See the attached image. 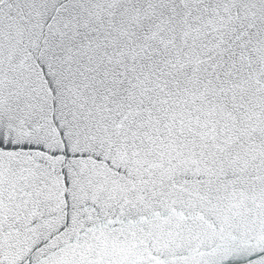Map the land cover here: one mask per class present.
I'll return each mask as SVG.
<instances>
[{
  "label": "snow or ice",
  "instance_id": "snow-or-ice-1",
  "mask_svg": "<svg viewBox=\"0 0 264 264\" xmlns=\"http://www.w3.org/2000/svg\"><path fill=\"white\" fill-rule=\"evenodd\" d=\"M0 264H264V0H0Z\"/></svg>",
  "mask_w": 264,
  "mask_h": 264
}]
</instances>
